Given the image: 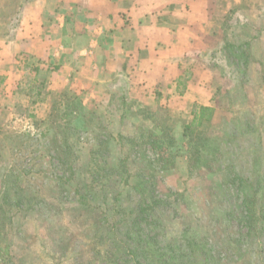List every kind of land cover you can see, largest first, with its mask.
I'll return each instance as SVG.
<instances>
[{
	"label": "rangeland",
	"instance_id": "rangeland-1",
	"mask_svg": "<svg viewBox=\"0 0 264 264\" xmlns=\"http://www.w3.org/2000/svg\"><path fill=\"white\" fill-rule=\"evenodd\" d=\"M225 20L211 46L221 52L205 61L223 80L220 111L194 138L192 120L123 85L88 108L76 93H48L45 121L30 106L0 118V264H135L127 243L139 232L131 241L123 230L139 211L150 253L178 260L156 264H264V99L246 82V44L225 46Z\"/></svg>",
	"mask_w": 264,
	"mask_h": 264
},
{
	"label": "crops",
	"instance_id": "crops-1",
	"mask_svg": "<svg viewBox=\"0 0 264 264\" xmlns=\"http://www.w3.org/2000/svg\"><path fill=\"white\" fill-rule=\"evenodd\" d=\"M15 1L17 17L5 23L12 0H0L1 121L27 106L35 109L30 118L45 121L48 93H76L88 108L123 85L146 106L165 104L183 123L196 107L215 108L214 122L223 80L205 61L221 52L211 49L221 14L230 33L225 46L246 44L250 52L240 84L246 78L264 99V0Z\"/></svg>",
	"mask_w": 264,
	"mask_h": 264
},
{
	"label": "trees",
	"instance_id": "trees-1",
	"mask_svg": "<svg viewBox=\"0 0 264 264\" xmlns=\"http://www.w3.org/2000/svg\"><path fill=\"white\" fill-rule=\"evenodd\" d=\"M215 113L216 110L215 108L211 107H196L192 111V121L184 126V132L189 133L192 138H194L195 135L202 134L203 131L205 132L206 127H210L211 124L213 123V120L215 118ZM207 127V128H208ZM196 137V136H195ZM81 199V204L85 205L86 202L83 200L85 197L83 195H80L79 197ZM243 203L241 204V213L245 214V211L248 210V207L245 206L246 201H242ZM246 207V208H245ZM147 214H144L142 211H139V213L131 220V222L128 224L127 229L123 230L124 232V237L128 240H131L132 232L135 231L139 232L137 234V241L136 243H127L128 248L127 252L129 254H135V264H156L158 262H170L176 258H173V255H170L169 258H167L165 255H161L159 253V259H156L154 255L150 253L148 249L151 248V243H152V237H149L147 233H143V222L145 221V217ZM246 222L250 225L252 223H249L250 221V214L247 213ZM264 220V219H263ZM142 233V234H140ZM132 241V240H131ZM200 246V245H197ZM156 252V250L154 248ZM172 252L178 253V250L172 249ZM180 257V256H179ZM163 258V259H162ZM211 258V257H210ZM177 260V259H176ZM178 261V260H177ZM208 260L204 263L207 264Z\"/></svg>",
	"mask_w": 264,
	"mask_h": 264
}]
</instances>
